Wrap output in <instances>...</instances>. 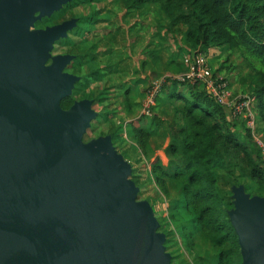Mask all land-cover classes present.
Masks as SVG:
<instances>
[{
	"label": "water",
	"instance_id": "1",
	"mask_svg": "<svg viewBox=\"0 0 264 264\" xmlns=\"http://www.w3.org/2000/svg\"><path fill=\"white\" fill-rule=\"evenodd\" d=\"M67 1L0 0V264H170L111 137L83 142L92 101L60 107L79 78L64 72L72 56L50 52L76 21L29 29ZM232 193L243 264H264V197Z\"/></svg>",
	"mask_w": 264,
	"mask_h": 264
},
{
	"label": "trees",
	"instance_id": "2",
	"mask_svg": "<svg viewBox=\"0 0 264 264\" xmlns=\"http://www.w3.org/2000/svg\"><path fill=\"white\" fill-rule=\"evenodd\" d=\"M149 5L157 8L166 23V31L178 33L182 46L179 49L204 55L212 49L226 48L236 52L254 71L253 111L264 130V0H68L57 11V16L63 20L65 13L70 12L71 19L76 21L72 31L76 35L82 31L83 38L82 41H74L67 35L61 38L62 45L73 57L64 72L72 75L77 68L80 72L77 73L78 82L71 94L60 101V107L69 109L82 91H86L87 100L92 99V109L97 115L84 134L86 142L92 140L88 137L91 131L104 126L106 131L100 130L98 136H110L113 147L119 152L124 146L113 141L114 135L119 132L120 136L123 131L127 134V125L115 121L117 115L110 102L118 85L109 79L106 86L107 80L101 79L110 75V66L97 58V43L90 38L101 34L103 40L112 45L120 31L114 23L118 15L122 12L125 17L143 11ZM54 13L42 20L51 25L50 21L56 17ZM102 15L105 17L101 18ZM104 23L109 24L97 28ZM82 25L87 27L85 31ZM127 36L130 40L129 29ZM166 67L172 68L173 73L180 71L173 60H168ZM149 68L145 53H141L136 66L138 77L127 83L123 91L126 116H133L140 107L139 98H143L151 84L149 76L141 77V72ZM212 74L218 76L216 72ZM145 84L147 86L143 88ZM91 89L96 90L93 97L90 96ZM160 103L167 104L174 115V124L166 129L163 137L164 141L167 140L164 148L166 166H162L157 157L151 161L154 154L150 147L151 138L165 123L162 115L155 112V106L151 118L140 117L129 124L141 156L135 161L146 164L148 184L165 200L172 197L169 184L177 188L180 195L179 199L167 202V217H163L161 211L160 217L156 215L152 200H145L156 216L158 231L165 236V252L173 246L178 247L173 239L175 231L194 264H243L238 236L229 218V212L234 208L232 188L243 186L250 197H264L260 149L255 145L245 120L229 119L228 111L212 99L202 82L179 83L167 78L156 99V104ZM119 153L129 161V152ZM136 177L137 171L131 167L129 179L140 190ZM137 200H141L140 191ZM169 255L170 264H190L182 258L179 247Z\"/></svg>",
	"mask_w": 264,
	"mask_h": 264
},
{
	"label": "rangeland",
	"instance_id": "3",
	"mask_svg": "<svg viewBox=\"0 0 264 264\" xmlns=\"http://www.w3.org/2000/svg\"><path fill=\"white\" fill-rule=\"evenodd\" d=\"M108 7H110V9H112L111 5H109ZM56 13H57V11H55V14ZM116 13H117V11H116ZM116 15H118V14H116ZM103 16L105 17V15H102L101 18H104ZM129 19L130 18L127 19V24H125V25L129 24ZM55 21L56 20L50 21L51 25ZM47 24L50 25V23H47ZM97 27H99V29L102 28V26H100V25H98ZM81 28H82V30L85 31L87 27L85 25H82ZM79 33H80L79 35H76L75 33L74 34L71 33V36H72L74 41H79L83 38L82 37L83 36L82 31ZM136 34H137V32L136 33L134 32L131 39L128 40V36H127V32H126L125 37H126L127 41H125L124 33H122V42L121 43H118V44L115 43L112 48H108V50H106L104 55H98V57H97L98 59L103 60V61H109V62L113 61L109 65L110 66V72H109L110 75L109 74L104 75L101 79L107 80L106 86L111 81H114L116 83V85H118V87H117L118 89L116 90L115 96H113L110 100L111 106L114 110V113L117 115V117H115L116 122L121 120V118L119 119V117H120L119 114H125V103H124L122 91L126 87L127 83H132L134 81V79L138 77L137 70H136L137 62L135 61V59H136L135 55L137 54L136 51L138 49H136V50L131 49V48L129 49L131 43H133L135 41V39L138 38L136 36ZM150 34H151V32H150ZM146 38L150 40V38H148L147 35L143 34V39H142L143 43L146 41ZM154 43L158 44L157 49L159 50V52L154 50L152 55H154L155 57H153V56L151 57L150 53H148L151 58L148 57L147 61H149L151 64H153L154 68L156 70V68L159 69L158 59L160 57L158 56V54L159 55H160V53L165 54V50L163 51L162 49H165L167 43L163 39H162V41L160 39H157L156 36L154 37ZM175 43L176 42H173V44H175ZM97 45L99 46V48L108 47V45L107 44L105 45V43L103 41L100 43L98 42ZM140 46H142V45L137 44L138 48ZM127 50L131 52L130 54H132L130 57L124 56L127 53ZM179 51H183V50H179ZM115 52H119V54L117 55V54H115ZM215 54H216V52L211 51V50H209L208 52H206L204 54L205 58L208 61L209 66H211V68H214V64L220 62V60H222V59H226L227 61L224 63V67L220 71V74L223 76V78L225 77L226 80H228L230 82L231 87L234 90H236L237 92H243V93L251 92L252 93L253 89H254V85L256 83V77H255L254 71L251 68H248L245 63H243L241 57L236 52H232L229 49H226L223 52V55L221 56V58L215 57ZM145 57H147V54L145 55ZM179 61H180V58L178 59V62ZM48 62H51V61L49 60ZM48 62L46 63L47 65H48ZM112 64H114V66L111 67ZM78 69L79 68L73 70L72 75L77 76V73L80 72ZM82 69L84 72H86L85 67H83ZM90 69L92 71H94V67L90 66ZM148 71L149 70H146L145 72H141L142 76L143 75L147 76ZM109 79H111V80L108 82ZM150 80L151 79H149V82H150ZM146 86H147V84L143 85V88H145ZM228 88L230 90L229 85H228ZM95 94H96V90L94 89V90H92V93H90V96L93 97ZM85 96H86V91H82V93L78 95L77 101H81V100L86 99ZM89 100H92V99H89ZM140 100H141V98H139V101ZM155 107H157V104L155 105ZM94 109L96 111H98L97 106H95ZM98 118L101 119V116H99ZM126 125H127L126 126L127 134L124 131L122 132V130H121L120 132H122V135L120 134V136H118L119 135V132H118V135H116V134L114 135L115 138L113 139V141L118 143V144H122L124 146L123 148L119 149L120 150L119 152H121V151L129 152V157L127 158L129 161L127 163H129L130 167L135 168L137 171V177L135 178V182H137V184H139L140 190L136 185L135 186L138 188V193L140 191V199H141L140 201H145L148 199L152 200L154 210H155V214L156 215L159 214V217H160L161 212H163L162 216L167 217L168 203H170L171 200H175V199L180 198V195L178 193V189L174 188L171 184H169L170 193L172 194V197H171V200H169V199L165 200L160 195V193L157 190H155V188L153 186H150L148 184L147 179H146V173H145L147 171V168H145L146 164L142 163V162L135 161V158H138L140 155H139V151L137 149V145L135 143L136 140L133 136V133L131 132L132 126H131V124H126ZM165 128H166V125H164L163 127H160L157 135L153 137V143L159 142L160 147H161V141L163 138L162 132L164 131ZM100 130L106 131V128L104 126H102L101 129L99 128L93 132L91 131L89 133L88 137H90V139H97L99 137H104V136H98L100 133ZM256 133L259 136H261V138H264V130L262 129L260 123H258V125H257ZM83 142H86V139L84 136H83ZM119 152L117 151L118 154H120ZM162 155H161V159H162L163 163L165 164L166 163V160L164 159L165 156L163 157ZM147 167H149L148 164H147ZM166 169L170 172V170L168 168H166ZM159 211H161V212H159ZM155 218H156V216H155ZM172 230H173V228H172ZM173 232L175 234L173 239L179 247V252L182 254V258L185 259L186 261H188L190 264L191 263L194 264L193 258L190 257V255L185 251L184 246H182L181 238L175 233V231H173ZM159 233H161V231ZM178 247L173 246V247L169 248L167 253L168 254L175 253V251L177 250Z\"/></svg>",
	"mask_w": 264,
	"mask_h": 264
},
{
	"label": "crops",
	"instance_id": "4",
	"mask_svg": "<svg viewBox=\"0 0 264 264\" xmlns=\"http://www.w3.org/2000/svg\"><path fill=\"white\" fill-rule=\"evenodd\" d=\"M128 18H130L129 19V24L125 25V24H127V19ZM114 23L117 24V28H119L120 31H119V34L117 35L116 40L113 42L112 45L110 43H108L107 40H103V38H102L103 36L101 34L98 35L97 38H90V39H92L91 41L93 43H98V42L100 43V42L103 41L105 43V45L106 44L108 45V47H104V48H99V46L97 45V47H98L97 55H104L106 50H108V48H112L115 43L116 44L121 43L122 42V33H124L125 41H127L126 37H125L126 36L125 33L129 29L131 35H133L134 32L135 33L137 32L136 36L138 38H136L135 41L133 43H131V45L129 47V49L130 48L134 49V50L138 49L136 51L137 54L135 55V57H136L135 61L137 63H138V56L141 53H145V55L147 54V57H145L146 61H147L148 57L151 58L153 56L152 55L150 57L148 53L154 52V50L159 52V50L157 49L158 44L154 43V37L155 36H156L157 39H160L161 41L163 39L167 43L165 49H162L163 51L165 50V54L164 53H160V55L158 54V56L160 57L158 59V61H159V69L156 68V70H155L154 65L151 64L148 61L150 68L148 69L149 71L147 72V77L149 76V79H151L150 82L155 80V79H160V78H163V77H173V76L179 75V74L184 72V68L185 67H184V65L182 63V58L185 55L189 54V53H187V50L185 48L179 49V47H182V46L179 45L180 44L179 43V38L180 37L178 36V33H170L168 31H166V23L161 18L160 14H159V12H158V10H157V8L155 6L149 5L143 11L134 12V13H131L130 15H128V16H125V17L123 16V13L121 12L120 15H118L117 20ZM108 24L109 23H104V24H101L100 26H102V28H103V27H105ZM97 28L99 29V27H97ZM181 30H183V29H181ZM71 32H72V34H74L73 33L74 30L73 31L71 30ZM150 32H151V34H150ZM143 34L147 35L148 38H150V40L146 38V41L143 43L142 42ZM173 42H176V43L173 44ZM137 44L142 45V46H140L138 48ZM128 50H127L126 54L129 55V57H130L132 54H130L131 52L128 51ZM179 50H183V51H179ZM225 50H226V48H220V49H216V50L212 49L211 51H215L216 52L215 57L221 58V56L223 55V52ZM115 54L118 55L119 52H115ZM179 58H180V61L178 62ZM168 60H173L175 62V64H176V66L178 67V69H180V71L177 72V73H173V71H171L172 68H167L166 66H167ZM101 61H102V63L104 65H110V63H111L109 61H103V60H101ZM226 61H227L226 59H222V60H220V62L214 64V68H211V66H210L211 71L212 72H216L218 76L223 77L220 74V71L224 67V63ZM207 63H208V61H207ZM144 76L145 75H143V76L141 75V77H144ZM224 79L226 80L225 77H224ZM226 81H227V83H228V85L230 87V92H231V94L233 96L251 94V92H247V93L237 92L236 90H234L231 87L230 82L228 80H226ZM124 89H123V91H124ZM143 98H144V96H143ZM143 98L140 100L141 102H142ZM140 106H141V104H140ZM139 110H140V107L134 113L133 116H126V113L125 114H119L120 115L119 119L121 118V121H118V122H122L123 121V123L129 124L133 120L139 119L138 118ZM155 112L161 114L163 119L165 120V123L163 124V126L166 125V128L162 132V137H164V132L166 131V129L169 126L174 124L173 111L167 104L160 103V105H157V107H155ZM158 132H159V129H158ZM156 135L157 134L152 136L151 142H150V147L152 148L153 153H154L153 154V158H151V161L154 159V157H157V158H159L160 163L162 164V166H166L167 158H166L165 153H164V148H165V146L167 144V140L164 141V138H162L161 147H160L159 146V142L158 143H153V137L156 136ZM259 137L261 138V136H259ZM261 139L264 141V138H261ZM161 155L163 157L165 156L164 157V159L166 160L165 164L163 163V161L161 159Z\"/></svg>",
	"mask_w": 264,
	"mask_h": 264
},
{
	"label": "built area",
	"instance_id": "5",
	"mask_svg": "<svg viewBox=\"0 0 264 264\" xmlns=\"http://www.w3.org/2000/svg\"><path fill=\"white\" fill-rule=\"evenodd\" d=\"M182 63L185 67L183 73L173 77L155 79L151 82L141 102L138 118L152 117V109L156 104L157 96L165 79L189 84L202 82L212 99L228 111L229 119L240 118L245 120L246 127L250 130L255 145L260 149L261 167L264 171V141L256 134L258 123L256 114L253 111L255 97L252 94L233 96L228 88L227 81L221 76H213L205 56L201 53L185 55L182 58Z\"/></svg>",
	"mask_w": 264,
	"mask_h": 264
},
{
	"label": "flooded vegetation",
	"instance_id": "6",
	"mask_svg": "<svg viewBox=\"0 0 264 264\" xmlns=\"http://www.w3.org/2000/svg\"><path fill=\"white\" fill-rule=\"evenodd\" d=\"M67 11V10H65ZM55 14V13H54ZM39 12L34 13L33 17L36 18L38 17ZM55 22L52 23V25H48L46 24L47 22H45L44 20L39 19V20H35L32 24V26L29 28L30 31H36V30H45L47 27H53V26H57L60 25L61 23L68 21L69 19L72 18V15L70 14V12H66L65 13V19L62 20V17H58V12L55 14ZM71 31H69L67 33V36H69L70 38H72L71 36ZM63 40L59 39L58 41L54 42L53 47H52V51H51V57H55V56H62V55H72L70 53V51H68V48H66L65 46L62 45ZM65 50V52H64ZM51 61V60H50ZM51 62H48V64ZM4 109V86L3 84H0V111H3ZM15 173V171H14ZM18 182V180H17Z\"/></svg>",
	"mask_w": 264,
	"mask_h": 264
}]
</instances>
